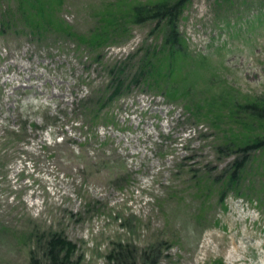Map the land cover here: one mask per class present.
Instances as JSON below:
<instances>
[{"label": "rangeland", "instance_id": "1", "mask_svg": "<svg viewBox=\"0 0 264 264\" xmlns=\"http://www.w3.org/2000/svg\"><path fill=\"white\" fill-rule=\"evenodd\" d=\"M157 1L0 0V28L5 11L39 9L48 26L61 21L77 34L99 32L103 41L78 52L67 35L34 37L18 21L0 33V131L25 113L19 103L33 102L36 109L50 106L37 118L57 120L29 144L38 150L47 139L61 143L46 158L2 161L0 264H30L34 251L42 257L33 230L63 232L78 248L71 264H145L149 257L156 264H264V149L242 172L237 189L251 190L248 197L230 189L222 203L218 184L242 158L219 146L264 141V120L237 110L264 105V0H190L179 24L185 56L159 62L163 86L176 88L178 99L132 89L111 108L117 124L96 129L91 150L110 138L109 164L86 169L79 158L91 136L71 118L79 100L105 84L106 66L162 44L155 24L135 25L130 17L135 4ZM17 84L36 88L21 95ZM186 101L197 105L198 122ZM124 171L131 179L119 188L110 177Z\"/></svg>", "mask_w": 264, "mask_h": 264}, {"label": "trees", "instance_id": "2", "mask_svg": "<svg viewBox=\"0 0 264 264\" xmlns=\"http://www.w3.org/2000/svg\"><path fill=\"white\" fill-rule=\"evenodd\" d=\"M189 2L190 0H160L155 3L135 4L132 6L130 17L133 23L136 25L155 24L156 30L163 32V42L161 45L150 47L146 50V53L138 59L139 62L136 66L131 65L133 59H130L124 63L109 67L110 81L107 87L104 90H99L95 97L89 98L82 103L80 114L91 125L97 124L100 121H103L105 124H114L115 117L109 116L110 114L106 110L119 96H122L125 91H129L132 87H147L150 89L155 87L161 89L164 87L163 82L167 84V82L161 81L159 78V62L163 60L173 61L177 55L185 56L179 23ZM4 13L7 15L6 17H11L14 21L21 22L30 31L31 35L42 36L47 32L45 28L47 24L44 19L48 18V16L43 10L40 11L38 9V11L31 13L22 8L21 10L11 9ZM16 13L18 15H15ZM107 36L110 38L111 35L106 34L105 37ZM97 37H93L88 41L92 43L90 46L97 47V41L93 43V40ZM78 39L83 41L80 37ZM101 42L103 41H100V44ZM176 91V88H167L165 95L168 98H178ZM192 92V89L188 90L187 94L185 93L186 98ZM185 106L187 112L190 113V117L196 120L200 118L201 113L195 103L188 101ZM237 110L242 111L243 114H247L254 121L264 120V105L246 104L241 106L240 109L237 108ZM85 128L88 130L87 127ZM40 129L37 123L26 119L16 123V125H5L0 136V165L4 166L5 164L2 165L3 162H8L23 154L32 155L28 151L29 143L33 141L32 134ZM59 148H56L54 152L58 151ZM263 149L264 141L261 138H257L245 146L231 142L230 144H225L224 147H219L220 151L228 155L242 154V158L238 157L232 164L229 173L223 174L220 178L222 181L218 182L223 186L220 190V201L222 203L225 201L230 189H236L241 195L249 196L251 190L237 188L241 183L242 172L250 161V155ZM42 150L48 154L53 149L50 146H46ZM99 153H103L102 146L98 149V155L89 158L93 165L102 161ZM30 235V240L37 241L40 245L39 253L43 254L42 257H39L36 251L31 252L30 264H71L72 259L78 252L77 245L69 240L63 232L49 231L41 233L38 230H33L30 232ZM148 259L145 264H156L154 258L149 257ZM115 260L117 261V256L110 258L111 262Z\"/></svg>", "mask_w": 264, "mask_h": 264}]
</instances>
